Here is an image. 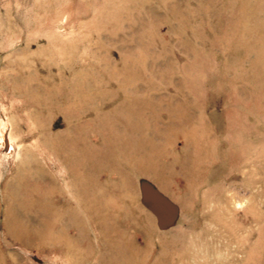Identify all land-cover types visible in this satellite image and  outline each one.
<instances>
[{
  "label": "rangeland",
  "instance_id": "1",
  "mask_svg": "<svg viewBox=\"0 0 264 264\" xmlns=\"http://www.w3.org/2000/svg\"><path fill=\"white\" fill-rule=\"evenodd\" d=\"M0 264H264V0H0Z\"/></svg>",
  "mask_w": 264,
  "mask_h": 264
},
{
  "label": "bare ground",
  "instance_id": "2",
  "mask_svg": "<svg viewBox=\"0 0 264 264\" xmlns=\"http://www.w3.org/2000/svg\"><path fill=\"white\" fill-rule=\"evenodd\" d=\"M121 253V252H120Z\"/></svg>",
  "mask_w": 264,
  "mask_h": 264
}]
</instances>
